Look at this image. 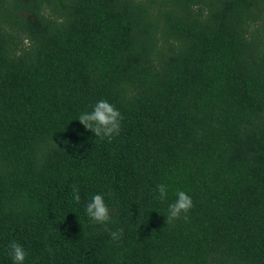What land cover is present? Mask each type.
Here are the masks:
<instances>
[{
    "label": "trees",
    "instance_id": "obj_1",
    "mask_svg": "<svg viewBox=\"0 0 264 264\" xmlns=\"http://www.w3.org/2000/svg\"><path fill=\"white\" fill-rule=\"evenodd\" d=\"M102 99L111 141L77 120ZM12 241L24 264H264V0H0V264Z\"/></svg>",
    "mask_w": 264,
    "mask_h": 264
},
{
    "label": "clouds",
    "instance_id": "obj_2",
    "mask_svg": "<svg viewBox=\"0 0 264 264\" xmlns=\"http://www.w3.org/2000/svg\"><path fill=\"white\" fill-rule=\"evenodd\" d=\"M123 117L118 109L107 100H99L92 107L90 112L81 113L77 120L86 130L91 131L95 137L104 140L107 138L111 141L115 136L120 134L121 121ZM159 193V198L163 201L167 197V188L164 184L157 185L156 189ZM80 194L78 189H73V200L76 203L80 202ZM193 207V201L190 195L184 191L176 193V199L173 203L168 205L169 223L183 219H189L188 213ZM112 210L105 203L102 194H95L85 206V214L94 223L100 225H107L112 220ZM108 231L107 228H105ZM123 235V229L111 231L110 236L113 242H117ZM8 255L12 264H24L27 253L25 248L17 241H12L8 246Z\"/></svg>",
    "mask_w": 264,
    "mask_h": 264
}]
</instances>
